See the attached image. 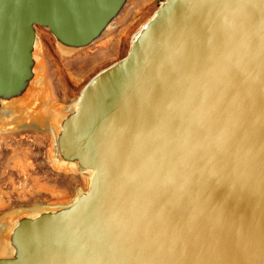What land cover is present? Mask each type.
Returning <instances> with one entry per match:
<instances>
[{
  "label": "water",
  "instance_id": "95a60500",
  "mask_svg": "<svg viewBox=\"0 0 264 264\" xmlns=\"http://www.w3.org/2000/svg\"><path fill=\"white\" fill-rule=\"evenodd\" d=\"M130 2L0 0V129L33 108L39 28L75 52ZM79 96L47 124L88 186L4 222L0 264H264V0L161 1Z\"/></svg>",
  "mask_w": 264,
  "mask_h": 264
},
{
  "label": "rangeland",
  "instance_id": "374dc122",
  "mask_svg": "<svg viewBox=\"0 0 264 264\" xmlns=\"http://www.w3.org/2000/svg\"><path fill=\"white\" fill-rule=\"evenodd\" d=\"M161 1L131 0L121 21L99 40L111 42L107 54L94 61L92 68L74 73L72 77L68 75L72 71L66 65L73 64L74 58V61L91 60L97 56V52H102L99 41L68 53L57 47L47 31L38 29L36 46L40 75L36 94L41 96L36 95L33 103L37 107L13 112L0 129V225L30 209L66 205L87 188V173L74 167L70 169L56 160L47 116L72 106L94 74L127 53L133 35ZM65 77L71 83L69 96L64 95L61 88ZM39 104L41 108H38Z\"/></svg>",
  "mask_w": 264,
  "mask_h": 264
},
{
  "label": "bare ground",
  "instance_id": "6f19581e",
  "mask_svg": "<svg viewBox=\"0 0 264 264\" xmlns=\"http://www.w3.org/2000/svg\"><path fill=\"white\" fill-rule=\"evenodd\" d=\"M154 14V13H153ZM152 14V15H153ZM152 15L149 17V18H151L152 17ZM149 20V19H148ZM148 20H146L141 26H140V28L136 31V33L133 35V37H132V39H131V41H133V39L136 37V35L139 33V31L146 25V23L148 22ZM116 26V24H114L113 25V27L112 28H114ZM111 32V31H110ZM109 32V33H110ZM109 33H107V34H109ZM111 46V42L109 41V40H105V41H99V44H98V47H99V50H102V52L101 53H99V52H97L98 54H97V56H95L94 58H92L91 60L89 59H85V58H83L82 60H78V61H74V59L71 61V62H73V64H69V65H66V68L67 69H69V70H71L72 71V73H70V74H68L70 77H72V75H74V73H76L77 74V72H83V71H86V69H89V68H92L91 66H93L92 64L94 63V61H97V60H99V59H102L104 56H105V54H107V51L106 50H108V48ZM58 48L60 49V47L58 46ZM61 50V49H60ZM106 51V52H105ZM68 52V51H67ZM76 60V59H75ZM66 62V61H65ZM67 63V62H66ZM61 68V67H60ZM62 70H63V68H62ZM65 70V72L66 73H68L67 71H66V69H64ZM67 76V75H66ZM64 77V76H63ZM60 80V79H59ZM69 82V81H68ZM67 82V80H66V77L64 78V80H63V83H62V85H61V88H62V90H63V94L64 95H66V96H69L70 95V93H69V90H68V87H69V85L71 84H69ZM58 87V86H57ZM59 88V87H58ZM36 95H38L39 97L41 96L40 95V93H37ZM43 96V95H42ZM79 98H80V96H78V98L74 101V103H72L73 105L72 106H70L68 109H70V108H72V107H75V106H77V104H78V101H79ZM44 100V99H43ZM46 100V99H45ZM48 101V100H47ZM64 102V101H63ZM58 104V103H57ZM33 107H37V106H33ZM41 108V104H39V106H38V108ZM67 110V109H66ZM64 111V110H63ZM57 115V114H56ZM54 116L55 115H53V116H47V121L48 122H52V120L54 119ZM63 164H65L64 162H63ZM74 166H73V164H70L69 166H68V168H73ZM89 175H91V172L89 173ZM6 231V226L4 225V224H1L0 225V256H8L10 253H11V251H10V249L8 248V246H7V244L6 243H4V240H3V237H4V232Z\"/></svg>",
  "mask_w": 264,
  "mask_h": 264
}]
</instances>
